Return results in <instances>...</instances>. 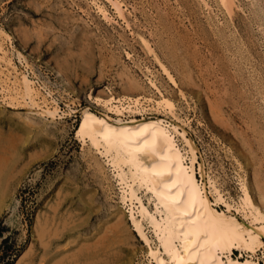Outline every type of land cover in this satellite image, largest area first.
<instances>
[{"label": "rangeland", "instance_id": "obj_1", "mask_svg": "<svg viewBox=\"0 0 264 264\" xmlns=\"http://www.w3.org/2000/svg\"><path fill=\"white\" fill-rule=\"evenodd\" d=\"M92 1L0 0V33L10 35V41L2 40L3 33L0 36L6 56L19 73L24 71L35 81L42 106L45 98L49 107L53 102L59 107L55 117L42 115L28 99L0 94V129L28 139L20 147L17 168L24 170L13 179L8 189L13 194L0 210L5 226L0 241L9 236L7 245L16 247L9 264L38 263L36 223L46 218L65 232L72 251L98 237L115 238L112 250L119 256L109 248L102 264H156L130 220L129 207L121 201L120 186L106 158L89 141L76 137L83 108L115 118L96 102L97 97L157 99L160 94L152 81L187 123L188 137L198 146V163L205 164L227 201L234 204L243 198V174L259 201L256 185L264 184V0H234L231 16L218 0H121L126 21L108 2L96 0L104 2L112 22ZM18 52L25 60L19 61ZM156 57L170 69L177 86ZM132 82L138 87L131 88ZM136 118L178 121L153 105ZM121 216L123 228L118 223ZM239 253L235 250L233 257ZM258 257L264 262L263 251Z\"/></svg>", "mask_w": 264, "mask_h": 264}, {"label": "bare ground", "instance_id": "obj_2", "mask_svg": "<svg viewBox=\"0 0 264 264\" xmlns=\"http://www.w3.org/2000/svg\"><path fill=\"white\" fill-rule=\"evenodd\" d=\"M92 2L98 13L110 22L112 17L104 2L99 3L96 0ZM105 2H108L115 13L126 21L121 0H105ZM218 2L229 14L233 12L232 8L236 5L234 0H218ZM1 33L3 41H10L8 33ZM144 43L148 49L151 48L147 41L144 40ZM0 52V94L11 100H19V97L25 99H22L23 101L28 99L32 106L39 107L42 115L57 116L59 114L57 103L53 102L52 107H49L44 96V105L38 102L41 96L40 89L27 73L17 71V66L12 59L6 56L8 54L1 41ZM17 56L19 61L25 60L20 52ZM156 60L168 79L177 86V80L170 69L158 57ZM13 73L14 80H11ZM151 84L160 94L157 99L146 96L97 97L96 102L115 115V118L104 114L99 115L89 108H83L80 111V126L76 131V137L84 143L89 141L90 145L106 158L105 162L112 168L113 176L116 177L120 186L121 201L129 207L130 220L148 246L149 257L156 264H264L258 257L259 251H263L264 254V184L256 185L259 191V201L256 202L246 178L242 177L243 174L240 179L243 198L238 203L234 201L237 205L229 203L218 187V182L208 175L205 164L198 163V146L192 138L188 137L187 123L176 115L173 102L165 97L155 82L152 81ZM130 85L134 88L137 82L136 84L132 82ZM149 105L156 106L159 110L172 115L179 122L174 120L165 122L158 118L138 120L136 116L142 115ZM25 138L19 133L15 134L11 131L6 134L0 129V210L4 200L13 194L8 190L13 184V179L24 170V168H17L22 158L20 147L28 140ZM30 160L27 161L28 164L31 163ZM96 161L94 163L98 164ZM28 164L26 163L25 166L27 167ZM66 190H68L67 187ZM144 197L147 202L143 199ZM54 204L53 207L57 205ZM123 217L119 218V227H122ZM72 220L74 221V218ZM50 221L46 218L36 223L35 237H37L38 246L34 254L35 259L38 260L37 264H100L99 262L102 264L107 257L105 254L110 253L107 249L112 250L115 238L100 237L101 240L98 237L96 241L81 243L82 246L79 245L78 249L72 251L71 240H67V237L65 240V232L52 226ZM57 222L59 223V219ZM147 229L153 233V237L148 235ZM112 231L115 229L110 233ZM122 233H124L123 230ZM63 240H65L64 243ZM118 244L120 243L116 245ZM235 250L240 252L237 257H233ZM117 255L119 256V253ZM103 256H105L104 259ZM22 259L21 261H24ZM19 261L16 264H19Z\"/></svg>", "mask_w": 264, "mask_h": 264}, {"label": "trees", "instance_id": "obj_3", "mask_svg": "<svg viewBox=\"0 0 264 264\" xmlns=\"http://www.w3.org/2000/svg\"><path fill=\"white\" fill-rule=\"evenodd\" d=\"M4 231L5 226L0 223V238L2 237ZM8 240L9 236L2 238V240L0 241V264H9L10 260H12V258L16 255V247L12 245H7ZM2 245L4 246V250L1 251Z\"/></svg>", "mask_w": 264, "mask_h": 264}]
</instances>
